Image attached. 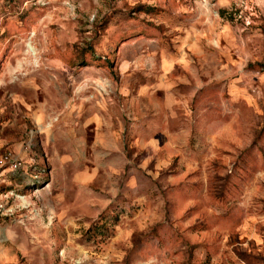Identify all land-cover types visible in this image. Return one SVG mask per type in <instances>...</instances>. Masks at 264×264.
<instances>
[{"label": "rangeland", "instance_id": "obj_1", "mask_svg": "<svg viewBox=\"0 0 264 264\" xmlns=\"http://www.w3.org/2000/svg\"><path fill=\"white\" fill-rule=\"evenodd\" d=\"M8 150L0 264H264V0H0Z\"/></svg>", "mask_w": 264, "mask_h": 264}, {"label": "trees", "instance_id": "obj_2", "mask_svg": "<svg viewBox=\"0 0 264 264\" xmlns=\"http://www.w3.org/2000/svg\"><path fill=\"white\" fill-rule=\"evenodd\" d=\"M142 10H143V7L141 5L134 6L130 9V11L132 12H141ZM220 13L223 15L225 13V10H221ZM75 52H76V55H75L76 59H78L79 62H81L84 65H89L91 63L97 62L98 66H100L102 65V63H105L106 61L105 59H102L101 57H98V56L89 55L90 57L89 56L86 57V50H82L81 48H79Z\"/></svg>", "mask_w": 264, "mask_h": 264}, {"label": "built area", "instance_id": "obj_3", "mask_svg": "<svg viewBox=\"0 0 264 264\" xmlns=\"http://www.w3.org/2000/svg\"><path fill=\"white\" fill-rule=\"evenodd\" d=\"M17 160H18V157L9 150L6 151L3 155H1L0 156V177L3 175V173L5 171L4 165L7 162L14 165Z\"/></svg>", "mask_w": 264, "mask_h": 264}, {"label": "water", "instance_id": "obj_4", "mask_svg": "<svg viewBox=\"0 0 264 264\" xmlns=\"http://www.w3.org/2000/svg\"><path fill=\"white\" fill-rule=\"evenodd\" d=\"M45 184H46V182L43 185H45Z\"/></svg>", "mask_w": 264, "mask_h": 264}]
</instances>
